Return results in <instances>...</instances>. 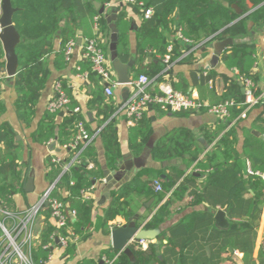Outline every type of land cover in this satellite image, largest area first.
<instances>
[{
	"label": "trees",
	"instance_id": "trees-1",
	"mask_svg": "<svg viewBox=\"0 0 264 264\" xmlns=\"http://www.w3.org/2000/svg\"><path fill=\"white\" fill-rule=\"evenodd\" d=\"M105 6L109 0H11L12 7L16 10L12 17V23L18 32L21 42L15 49L18 60V69L13 77V84L16 93L15 111L18 120L30 125L35 107L39 100L41 91L46 84V62L51 54H54L57 63H66V46L69 42L76 44L78 38L94 41L102 50L103 47L95 35L100 15L94 10L93 2ZM143 5L141 9L143 22L138 34L137 48L140 54L151 53L158 56L163 62L169 56V63L189 64L192 62V52L183 57L184 51H178L173 47L172 53L168 54L167 48L171 43L166 41V34L176 31L182 39L190 42L189 48L203 45L208 40L222 41L230 38L233 45L226 49L220 56V62L228 72H234L230 85L221 93H217L211 86L213 74L210 71L200 70L190 74L192 87L196 89L198 99L209 105H218L226 101H234L230 107V116L224 121L213 139L219 132L233 125L218 139L211 152L203 155L193 136L184 130H175L153 148L152 157L154 161L164 162L187 156L183 159L186 168L193 166V173L184 176L183 171L176 170L163 180L160 172L146 169L135 177L130 183L125 184L112 197L109 205V215L106 219L112 218L117 212V198L125 197L133 192L143 196L145 200L154 199L155 207L162 203L169 189L180 182V188L189 187L193 203H205L210 211L204 213H192L186 216L181 222L170 227L160 234L159 240L165 242L162 254V264H189L191 260L196 264H226L238 262L234 259L225 261L222 254H228V250L242 254V263L253 264V252L257 237L262 208L264 204V179L258 174H264V143L251 135L255 130L264 137V115L256 119L250 128H241L242 139H238L236 127L243 120L237 119L243 110V94L239 87L242 78L250 80L253 84L252 91L255 95L260 94L257 85L256 45L252 41L251 34L264 28V0H136ZM233 7L242 11L240 16L235 13ZM152 10L149 18H144V11ZM1 15V2H0ZM118 38L116 44L117 58L121 63L126 64L129 59L127 51V36L129 24L124 14L119 13L116 20ZM55 39L58 40L59 48L54 51ZM240 41L242 44H236ZM4 53L0 43V69L4 68ZM164 64H156L152 67L153 75L165 74ZM82 70V69H81ZM87 71L91 72V65L88 64ZM2 75V73H0ZM4 75V74H3ZM94 75V74H93ZM142 72L135 71L132 80H136ZM90 81V80H89ZM111 81L116 79L112 75ZM61 82V81H60ZM61 90L69 99L66 106L68 116L64 125L68 128V137L61 142L69 152L71 159L76 153L71 148L77 134L75 128L78 122L83 123L89 136L97 131L88 130L85 117L80 111L74 112L77 104L69 90L60 83ZM0 82V94H1ZM174 90L189 94V84L186 82H175L171 84ZM103 84L95 83L92 95L95 103L98 104V113L101 120L98 121L100 128L107 122L115 112V107L109 105L102 97ZM158 92V86L153 90ZM154 110L165 113L159 106H152ZM256 108L253 107L248 115ZM148 111V110H147ZM146 111V112H147ZM4 108L0 103V115ZM60 111H46L35 134V140L39 143H47L53 138L52 121ZM146 112L138 124L133 125L129 131V147L134 155H139L144 142L147 140L150 124L146 119ZM51 131V132H50ZM102 138L109 167H113L119 160L117 147L116 129L111 122L106 124L98 133ZM213 140H211L212 142ZM89 160L95 158V149L86 147L80 154ZM60 160V165L52 163L48 159L47 165L50 168L49 179L54 183L62 174V166L70 159ZM94 161V160H93ZM246 163L249 164L253 175L246 174ZM17 150L11 129L6 124L0 125V208L10 213H17L12 204V196L21 190L20 174L16 171ZM74 169H70L72 172ZM88 175L76 177L71 186H68L69 195L63 199L54 189L50 198L56 199L63 204L65 212L74 211L73 221L67 218L65 227H58L51 218V210L45 209L41 212L44 224L41 234L32 249V260L34 264H45L52 249L56 246V239H66L67 246L64 251L72 255L74 245L84 240L92 227L91 210L92 203L84 197V191L92 187V180L99 178L95 167L86 169ZM74 172V171H73ZM208 172V174H206ZM204 176L200 184H196L198 177ZM67 174L61 175V181L66 182ZM154 181L162 186V192L155 193L152 189ZM56 188V186H55ZM166 203L157 207L153 213L149 225L158 227L165 222L170 214ZM142 207L127 205L125 211L127 220L133 217ZM217 210H224L229 227L226 230H218L213 226V214ZM117 214V213H116ZM130 216V217H129ZM108 230V229H106ZM204 230L208 233L203 239V244L208 247V253L192 254L199 247L197 245L198 233ZM45 246L47 248L45 249ZM130 247V246H129ZM134 264L139 260V254L134 252ZM105 257L113 264H131L129 259L114 251H105ZM259 264H264L260 256ZM82 264H94L85 261Z\"/></svg>",
	"mask_w": 264,
	"mask_h": 264
},
{
	"label": "crops",
	"instance_id": "crops-1",
	"mask_svg": "<svg viewBox=\"0 0 264 264\" xmlns=\"http://www.w3.org/2000/svg\"><path fill=\"white\" fill-rule=\"evenodd\" d=\"M104 7L105 12L98 18L99 28L95 29V35L99 44L104 49L103 51L107 57V64L111 68L114 77L115 74L112 69L110 52V45L112 43L111 27H116L117 16L119 13H122L129 24L126 48L130 56L129 61L133 63L130 75L133 78V76H135V71H138L142 72V74L150 79H155L156 82L152 86V91L156 86H158L159 89L171 85L172 83L183 81L190 86L188 93L198 97L196 89L192 87L190 74L193 72L197 73L200 70L212 72L213 79L211 86L217 93L224 91L232 82L235 73L228 72L221 64L220 59V67L212 60V43L215 41L193 47L191 55L192 62L189 64L179 63L177 60L172 62L169 68H165L167 69L166 71L164 69L165 72H163L165 74L154 76L152 67L156 64H162L163 62L159 60L158 56H153L151 53L140 54L138 51V34L143 22L141 9L134 5H125L121 3L120 0H111L110 4ZM113 18L115 19L113 20ZM172 29L173 31L165 36L166 41L171 43L170 46L172 49L175 47L179 52L188 50L189 45L178 40L176 31L174 28ZM251 38L256 45L255 71L257 73V85L261 90L264 88V28L253 32ZM78 39H81V43L78 45L76 42L65 64L62 62L57 63L54 54H51L47 59L45 69L47 76L46 84L41 91L35 107V114L30 125L27 126L21 123L17 118L15 111L16 93L12 80L13 78L6 79L1 84L0 103L4 108V112L0 115V125L6 124L12 131L15 149L17 150L16 171L20 174L21 179V190L12 196V204L18 214L24 213L28 208L35 205L51 185V180L49 179L50 168L47 165L48 159L59 158L60 160H65L69 158L68 149L61 144V141L68 137L67 134L69 133L68 128L64 125L66 117L68 116L66 110L60 111L59 114L53 118L51 126L53 138L49 140V142L39 143L35 140L36 131L39 124L42 122L47 107L56 97L54 89L55 84L61 81L62 85L71 93L81 114L84 115L87 129L93 132L97 131L92 136L91 144L88 146L95 149L96 155L93 159L94 161L88 158L83 160V157L80 155L78 163L73 164L70 168L74 169V172H69L70 169L62 172L61 175L67 174L66 178L68 179L66 182L63 183L61 181V175L58 177L59 179L56 180L55 190L63 199H66L69 195L68 186L73 184L75 178L80 176L88 177V175L85 174V168L88 170L95 167L96 172L99 173V178L92 180V189L88 199L92 203V227L89 229L90 234L84 240L74 245L72 255L65 254L64 249L59 246L54 247L52 249L51 259L45 264H82L85 261H90L94 264H102V258L105 257L103 253L105 251H113L111 247L110 231L113 227H119L127 223L128 216L125 209L129 204L133 207H142V210L138 211L130 218L136 223L137 227L145 230L159 231V234L153 241H144L143 244L134 241L130 244V247H132L134 252L138 253L140 257V260L136 264H162L165 242L159 240L160 234L181 222L186 216L192 213L208 212L210 208L205 203H193V199L190 196L191 188H180V182H177L169 189L163 202L157 206L159 207L166 203L167 209L170 211L167 220L158 227H151L149 222L157 209L154 199L145 200L143 196H139L136 192L130 193L126 197L124 195L117 198V214L115 213L112 218L107 220L106 216L109 215L108 208L111 199L119 189L125 184L130 183L146 169L160 172V176L163 180H167L168 175H171L172 172L176 170L183 171L184 176L193 173V166L186 168L183 163V159H189L187 156L164 162L153 160V148L169 133L175 130L188 131L193 136V139L197 141V145L193 146H197L199 150L202 151V154L205 155L212 151L214 143L220 139L227 129L221 130L213 139L217 130L222 127L221 125L224 123L218 116L208 114L204 111L170 112L164 110L165 113L163 114L158 110L149 108L146 112V119L150 124L149 135L144 142L140 154L134 155L129 147V131L132 126L128 125L125 115L120 111L121 104L131 93V87L116 85L111 89L112 94L110 96H107L103 89L102 97L108 101L109 105L115 107V112L111 115L110 119L99 128L98 121L101 120V116L98 113L99 106L97 103L93 102L95 99L91 92L95 89V83L103 84L104 87L105 84L97 76L93 75L92 72L86 70L88 69L89 63L85 60L81 48L85 40L80 37ZM234 43L242 44L240 41H234ZM58 48L59 43L58 40L55 39L54 51L56 52ZM88 113L91 114V120L87 116ZM263 115V106L254 109L247 118L236 127L238 139H242V134L240 133L241 128H250L251 124ZM109 122H111L116 129L117 147L119 151V160L116 164H113L112 168L107 164L103 141L98 134ZM200 138H203L207 148L199 142ZM211 140L213 141L211 142ZM52 143H55V149H57L58 152H49L48 146ZM68 162L72 163V158L68 160ZM27 171L30 172L32 183L29 190L26 192L23 190V184ZM206 174H208V172ZM195 175L199 179L196 184H200L204 176ZM147 203L149 204L148 208L145 207ZM43 224L44 218L40 215L36 223L38 238L42 232ZM213 226L218 230H226L220 229L215 225L214 214ZM206 236H208V233L204 230L198 233L199 241L197 245L199 247L195 252H192V254H200L201 252L208 253V247L203 244V239ZM263 241L264 204L252 256L254 261L253 264H259L258 260L260 256L264 259V253L262 251ZM221 257L225 259V261L234 259L238 264L242 263L243 258L242 254L236 251H232V253L228 252L227 255L222 254ZM189 264H196V262L191 260Z\"/></svg>",
	"mask_w": 264,
	"mask_h": 264
},
{
	"label": "built area",
	"instance_id": "built-area-1",
	"mask_svg": "<svg viewBox=\"0 0 264 264\" xmlns=\"http://www.w3.org/2000/svg\"><path fill=\"white\" fill-rule=\"evenodd\" d=\"M125 5H134L142 9L143 5L136 0H120ZM111 0L106 3L105 6L110 4ZM152 10L147 9L144 11V18H149L152 15ZM178 40L182 41L186 45H190V42L181 38L178 35ZM75 46L74 42H69L66 46L65 56L69 57L71 50ZM83 56L85 60L91 65V72L97 76L104 84H107L104 88V92L107 96L112 94L111 89L117 85L116 81L112 82L111 77L113 75L111 68L107 64V57L104 51L92 40H85L81 46ZM193 51V48L186 50L184 56L189 55ZM168 54L172 53V47L167 48ZM165 68H169V56H166L163 60ZM167 69H165L166 71ZM164 71V72H165ZM9 79L5 74H0V82ZM243 89V110L237 119L245 120L248 113L253 107H264V88L261 89L260 94L255 95L252 91L253 84L250 80L239 79ZM155 79H150L145 75H140L136 80H132L128 85L131 87V93L129 97L121 104L120 111L125 115L128 125L133 126L138 124L142 119L143 114L152 106H159L160 109L170 112L181 111H204L208 114L218 116L225 121L230 116V107L235 104L234 101H226L218 105H209L199 101L198 97L193 94H184L180 91L174 90L171 85L158 89V92L152 91V86L155 84ZM56 97L51 101L47 107L50 112L64 111L69 103V99L61 90V85L57 82L55 84ZM79 109L75 108L74 112H78ZM233 125H228L227 130ZM77 134L74 138V142L71 144V148L76 150L72 157V163L67 162L62 166L63 171H67L75 163H78L80 154L84 148L91 144L92 137L88 135L83 123L78 122L75 126ZM52 163L60 165L59 158H53ZM70 163V164H69ZM246 174L253 175L250 170L249 164L246 163ZM261 179H264V174H258ZM56 181L50 185V187L43 193L39 201L28 208L24 213H10L0 208V264H34L32 260V249L38 240L36 233V222L41 212L45 209L51 210V218L55 224L62 228L66 226L67 218L70 221L74 220L75 212H65V208L62 203L56 199L50 198L51 192L55 189ZM92 187L85 190L84 197L89 199V193ZM152 189L155 193L162 192V186L158 181H154ZM47 203V206L45 205ZM59 246L65 249L67 246L66 239H57ZM143 244V241H139ZM54 246V247H56ZM53 247V248H54ZM47 246H45V249ZM262 251L264 253V241L262 243ZM51 259L49 256L48 260ZM102 264H113V261L102 258ZM235 264V263H226Z\"/></svg>",
	"mask_w": 264,
	"mask_h": 264
},
{
	"label": "water",
	"instance_id": "water-1",
	"mask_svg": "<svg viewBox=\"0 0 264 264\" xmlns=\"http://www.w3.org/2000/svg\"><path fill=\"white\" fill-rule=\"evenodd\" d=\"M1 2V15H0V43L2 45L3 53H4V68L0 69V73L5 74L9 79L13 78L18 69V60L15 53L16 47L21 42L20 36L18 32L15 30L12 17L16 10L12 7L11 0H0ZM94 10L99 14L102 15L105 12V7L97 2H93ZM235 13L240 16V19L243 17L241 16L242 11L237 7H233ZM115 18H113L114 20ZM111 45H110V52H111V61H112V69L116 77L117 85L121 86H128L131 81L132 77L130 75V71L133 67V63L128 61L126 64L120 62L117 58L116 53V44H117V36L118 31L115 26L111 27ZM210 42V40H208ZM81 43V39H78L77 44ZM233 45V40L230 38L224 39L222 41H216L212 43L213 55L212 60L220 67V56L224 53L226 49ZM107 86V84H105ZM241 88V93L243 94L242 85L239 84ZM88 118L91 120V114H87ZM251 135L255 138L259 139L264 143V137L255 130L251 131ZM199 142L207 148L203 138L199 139ZM49 152H58L55 149V143H52L48 146ZM196 176V175H195ZM32 180L30 176V172L27 171L24 177V184L23 190L28 191L31 186ZM47 206V203L45 204ZM145 207H149V204H145ZM214 221L215 225L220 229H227L229 227L228 220L226 219V214L224 210H217L214 213ZM159 234L158 230H145L140 227L136 226V223L132 219H128L127 223L119 226L113 227L110 231L111 237V247L114 252L120 253L125 255L131 264H134V255L130 249V244L132 242H139V241H153L156 239L157 235ZM55 243H58V240H55ZM232 253V250H229Z\"/></svg>",
	"mask_w": 264,
	"mask_h": 264
},
{
	"label": "rangeland",
	"instance_id": "rangeland-1",
	"mask_svg": "<svg viewBox=\"0 0 264 264\" xmlns=\"http://www.w3.org/2000/svg\"><path fill=\"white\" fill-rule=\"evenodd\" d=\"M37 223V222H36Z\"/></svg>",
	"mask_w": 264,
	"mask_h": 264
}]
</instances>
